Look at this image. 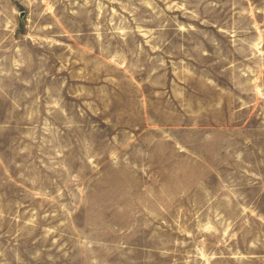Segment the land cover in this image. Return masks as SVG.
<instances>
[{
    "label": "rangeland",
    "instance_id": "374dc122",
    "mask_svg": "<svg viewBox=\"0 0 264 264\" xmlns=\"http://www.w3.org/2000/svg\"><path fill=\"white\" fill-rule=\"evenodd\" d=\"M0 264H264V0H0Z\"/></svg>",
    "mask_w": 264,
    "mask_h": 264
}]
</instances>
